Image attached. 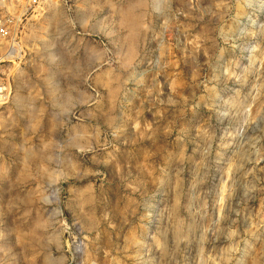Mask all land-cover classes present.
Masks as SVG:
<instances>
[{"label":"rangeland","instance_id":"obj_1","mask_svg":"<svg viewBox=\"0 0 264 264\" xmlns=\"http://www.w3.org/2000/svg\"><path fill=\"white\" fill-rule=\"evenodd\" d=\"M30 3L0 0V264H264V0Z\"/></svg>","mask_w":264,"mask_h":264},{"label":"built area","instance_id":"obj_2","mask_svg":"<svg viewBox=\"0 0 264 264\" xmlns=\"http://www.w3.org/2000/svg\"><path fill=\"white\" fill-rule=\"evenodd\" d=\"M38 1L39 0H31L30 4L35 5ZM0 36L2 38L8 39L10 37V33L4 27H1ZM1 64H2V61H0V108L5 104V102L8 99V95H9L7 81L4 78Z\"/></svg>","mask_w":264,"mask_h":264},{"label":"bare ground","instance_id":"obj_3","mask_svg":"<svg viewBox=\"0 0 264 264\" xmlns=\"http://www.w3.org/2000/svg\"><path fill=\"white\" fill-rule=\"evenodd\" d=\"M15 54V50L13 48L10 49V51L8 52V54L6 55V57L10 58V57H13V55Z\"/></svg>","mask_w":264,"mask_h":264}]
</instances>
